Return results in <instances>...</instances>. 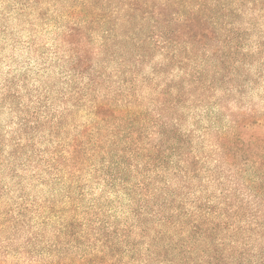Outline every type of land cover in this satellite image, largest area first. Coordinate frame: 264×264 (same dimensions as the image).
Instances as JSON below:
<instances>
[{
    "label": "trees",
    "instance_id": "obj_1",
    "mask_svg": "<svg viewBox=\"0 0 264 264\" xmlns=\"http://www.w3.org/2000/svg\"><path fill=\"white\" fill-rule=\"evenodd\" d=\"M0 264H264V0H0Z\"/></svg>",
    "mask_w": 264,
    "mask_h": 264
}]
</instances>
